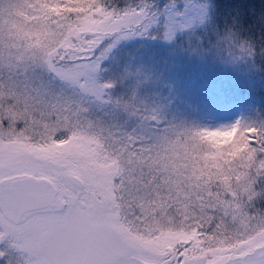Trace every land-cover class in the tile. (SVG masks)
Masks as SVG:
<instances>
[{
  "label": "snow or ice",
  "instance_id": "1",
  "mask_svg": "<svg viewBox=\"0 0 264 264\" xmlns=\"http://www.w3.org/2000/svg\"><path fill=\"white\" fill-rule=\"evenodd\" d=\"M0 264H264V0H0Z\"/></svg>",
  "mask_w": 264,
  "mask_h": 264
},
{
  "label": "trees",
  "instance_id": "2",
  "mask_svg": "<svg viewBox=\"0 0 264 264\" xmlns=\"http://www.w3.org/2000/svg\"><path fill=\"white\" fill-rule=\"evenodd\" d=\"M257 9L259 8V0H254Z\"/></svg>",
  "mask_w": 264,
  "mask_h": 264
}]
</instances>
